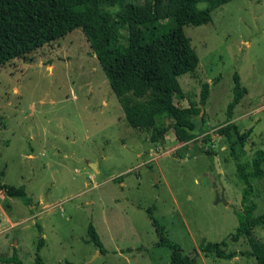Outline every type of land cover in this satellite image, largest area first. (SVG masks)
I'll return each mask as SVG.
<instances>
[{
	"label": "rangeland",
	"instance_id": "obj_1",
	"mask_svg": "<svg viewBox=\"0 0 264 264\" xmlns=\"http://www.w3.org/2000/svg\"><path fill=\"white\" fill-rule=\"evenodd\" d=\"M184 32L199 64L178 77L179 105L199 103L208 82L206 141L204 134L182 144L170 128L157 143L129 126L81 28L0 66L1 179L23 186L33 204L0 192V264L10 257L34 264L37 254L43 264H169L172 249L161 236L182 254L197 251L195 264H259L246 236L231 235L249 185L253 214L264 215V177L248 184L237 170L240 163L250 174L264 149V0H228ZM235 73L246 91L232 121L249 135L232 150L216 130ZM252 231L264 245V223ZM220 241L232 257L200 249Z\"/></svg>",
	"mask_w": 264,
	"mask_h": 264
},
{
	"label": "trees",
	"instance_id": "obj_2",
	"mask_svg": "<svg viewBox=\"0 0 264 264\" xmlns=\"http://www.w3.org/2000/svg\"><path fill=\"white\" fill-rule=\"evenodd\" d=\"M228 0H0V66L24 57L41 46L81 28L106 75L127 124L149 134L152 142H163L172 128L176 141L188 142L204 135L205 117L201 115L209 95V84L204 82L199 103L189 101L179 105L185 94L178 77L194 72L199 56L184 32L186 25H201L211 20V11ZM204 2L205 6L199 4ZM240 77L234 74V96L228 103L226 120L216 133L234 144L243 145L249 130L239 132L232 121V110L245 93ZM161 116L160 118H158ZM236 137L235 139H233ZM214 154L210 148L205 149ZM179 153V150H176ZM234 154V152H233ZM264 149L255 151L252 172L244 173L237 164L239 177L249 184L250 177H264ZM0 171V192L5 196L20 198L24 204L33 205L23 186L4 183ZM252 187L243 191L244 212H238V226L231 235L237 240L244 235L259 264H264V245L254 236L253 228L264 223V215H254L256 207L249 201ZM155 228L163 233L160 224ZM91 239L101 245L94 228H89ZM161 245L172 251L169 264H195L198 252L182 254L177 244L161 236ZM42 239L39 240L38 250ZM225 241L201 245L203 252L214 251L220 257H232L233 252L223 249ZM7 264H24L10 257ZM34 264H43L39 254Z\"/></svg>",
	"mask_w": 264,
	"mask_h": 264
},
{
	"label": "water",
	"instance_id": "obj_3",
	"mask_svg": "<svg viewBox=\"0 0 264 264\" xmlns=\"http://www.w3.org/2000/svg\"><path fill=\"white\" fill-rule=\"evenodd\" d=\"M182 151H183V148H181V149L179 150L180 153H181ZM215 164H216V162H215ZM216 165H218V164H216ZM211 179H213L212 176H211ZM216 201H223V199H222L221 196H218V195H217Z\"/></svg>",
	"mask_w": 264,
	"mask_h": 264
}]
</instances>
